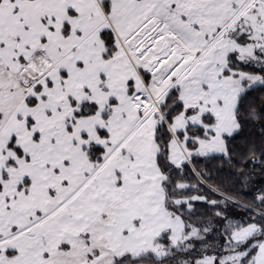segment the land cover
I'll return each instance as SVG.
<instances>
[{
    "label": "snow or ice",
    "instance_id": "snow-or-ice-1",
    "mask_svg": "<svg viewBox=\"0 0 264 264\" xmlns=\"http://www.w3.org/2000/svg\"><path fill=\"white\" fill-rule=\"evenodd\" d=\"M0 264H264V0H0Z\"/></svg>",
    "mask_w": 264,
    "mask_h": 264
}]
</instances>
